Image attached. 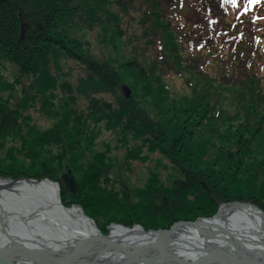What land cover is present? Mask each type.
Instances as JSON below:
<instances>
[{
	"label": "trees",
	"instance_id": "obj_1",
	"mask_svg": "<svg viewBox=\"0 0 264 264\" xmlns=\"http://www.w3.org/2000/svg\"><path fill=\"white\" fill-rule=\"evenodd\" d=\"M0 70V175L56 181L102 233L168 229L229 201L264 211V0L245 12L221 0H0ZM30 107L52 130L38 131ZM101 131L113 157L88 145ZM39 143L58 157L37 158Z\"/></svg>",
	"mask_w": 264,
	"mask_h": 264
},
{
	"label": "bare ground",
	"instance_id": "obj_2",
	"mask_svg": "<svg viewBox=\"0 0 264 264\" xmlns=\"http://www.w3.org/2000/svg\"><path fill=\"white\" fill-rule=\"evenodd\" d=\"M101 135L102 133L99 136ZM95 148L97 147L95 146ZM0 216H2L0 218V245L3 246L7 244L12 246L10 242H5L4 236L10 237V239L12 237L17 238L15 240H19L17 242L20 245L21 243L23 245L26 243L27 245H36L37 243L49 244L73 240L84 235L99 234L101 232L92 223V219L84 213L80 205H63L59 185L56 186L44 179L27 180L18 178L12 182L10 179L0 177ZM260 216L262 215L259 212V207L253 203L238 209L227 205L220 209L218 219L215 221L216 224L205 225L202 229L216 234L208 237L211 239L209 242L215 247H222L226 250V245L229 244L228 238L232 236L234 242L237 243L238 247L243 248L244 252L251 254L255 252L254 257H259L256 252L263 251L262 255H264V225L260 224ZM121 226L123 224L117 222L108 224L110 233L114 237L125 236L128 239H148V236H150L142 232L141 228L143 226L139 223L124 226L128 230ZM215 226L217 229H222L226 236H223L222 232L223 235L216 233ZM158 229L162 228H148L145 230L155 231ZM185 234L188 239L194 237L192 231H185ZM246 245L253 248H248ZM228 250L232 251L233 249ZM100 254L98 252L97 255ZM91 255L93 254H83L84 260L78 258L72 264H88V257ZM21 264L30 263L22 262Z\"/></svg>",
	"mask_w": 264,
	"mask_h": 264
},
{
	"label": "water",
	"instance_id": "obj_3",
	"mask_svg": "<svg viewBox=\"0 0 264 264\" xmlns=\"http://www.w3.org/2000/svg\"><path fill=\"white\" fill-rule=\"evenodd\" d=\"M21 27V36H23L24 26L21 25ZM63 180L66 181L64 177ZM69 187L73 191L71 181ZM248 204L252 203L240 201L221 203L216 213L211 217H197L193 221H177L168 229L153 231L141 228L143 233L150 235L148 239L114 237L108 227L105 234L100 232L73 240L49 244H30L32 246L27 243L20 245L17 242L19 240H15L17 238L10 239V237L4 236L5 242H10L12 246L0 245V264H21L22 262L72 264L78 258L84 260L83 254L88 253L93 254L88 257V264H264L263 251L256 252L259 257H254L255 252L252 254L244 252L245 250L237 246L232 236L231 238L227 237L229 244L226 245V250L222 247H215L209 242L211 239L208 237L216 234L202 229L205 225L216 224L215 221L218 219V213L222 207L230 205L232 208L238 209L246 207ZM259 212L262 215L259 218L260 224L264 225V212L260 208ZM92 223L95 224L93 220ZM121 227L128 230L124 226ZM215 228L216 233H223L222 229H217L216 226ZM185 231H192L193 239H188ZM98 252L101 254L97 255Z\"/></svg>",
	"mask_w": 264,
	"mask_h": 264
},
{
	"label": "rangeland",
	"instance_id": "obj_4",
	"mask_svg": "<svg viewBox=\"0 0 264 264\" xmlns=\"http://www.w3.org/2000/svg\"><path fill=\"white\" fill-rule=\"evenodd\" d=\"M22 25V24H21ZM23 26H24V24H23ZM88 34V33H87ZM24 35H25V28H24ZM24 35L23 36H21V33H20V40L21 39H23L24 38ZM89 35V34H88ZM88 39H91V35H90V38H88ZM8 68V70L6 69V71H4V74L5 75H7V76H10L11 75V73H12V68H10V67H7ZM0 73H3V71L1 72V70H0ZM19 91L17 90L16 91V93H18ZM179 93H181V92H179ZM59 95H62V92H61V89H58L57 91H56V94L53 96V95H48L47 96V99L49 100V101H53V103L56 105V110H59L60 108H59V106H58V104H59V102L61 101V99H59L58 97H59ZM53 97H55L56 99H52ZM47 102V106H49V104H48V101H46ZM61 104H62V102H61ZM36 105L38 106L39 105V103L37 102L36 103ZM82 104H78L77 105V109L78 108H80V107H82L81 106ZM39 108H40V105H39ZM26 114H28L29 115V117H31V122L33 123V124H35L36 125V127L39 129L38 131L41 133V134H44V133H46V131H50V130H52V128H53V124H54V122H53V120L52 119H50L49 117L47 118L45 115H41V113H39V112H37V109L34 107H30V110L26 113ZM56 120V119H55ZM101 132H103L102 133V135L101 136H99L96 140H95V142H94V146L91 144L90 145V143L88 144L89 146H91L90 148H93V147H99V150H101L102 149V151L104 150H107L108 151V149H111L112 150V152H109V153H107L108 155H110V156H114V155H116V152H115V145H114V138H113V135H111L109 132H104V131H101ZM27 141V140H26ZM110 142V143H109ZM16 145L18 144V142H16L15 143ZM13 145V144H12ZM12 145H9V147L7 148V149H11V146ZM19 145H20V143L17 145V146H14V148H13V150H15L16 148H18L19 147ZM40 143H39V149H40ZM75 148V147H74ZM73 148V149H74ZM86 150L87 149H85V148H83V147H76V153L77 154H79V155H82L83 154V156H84V152H86ZM57 151L58 150H56L55 149V146H54V144H52V146H48L47 145V149H40L39 150V154H38V156H37V158H39V155H51V156H55V157H58V153H57ZM84 151V152H83ZM103 151V152H104ZM5 153V152H4ZM3 153V154H4ZM95 154V153H94ZM106 155V154H105ZM104 154H102V156H103V158L105 159L106 157H104L105 156ZM91 158H93V155H92V157ZM99 158H100V156H98V157H95V159H98L99 160ZM67 159L66 158H63V162L65 163V161H66ZM3 163V162H2ZM153 163H154V161L153 160H151L149 163H147V164H145V165H147V166H144V165H141V164H135V168H134V170L135 171H140V173L139 174H137V177L135 178V180H134V183L135 182H139V183H142L143 181H144V168H146V167H149V166H152L153 165ZM5 165H14V164H16V160L14 159L13 161L12 160H10V161H8L7 163H4ZM66 164V163H65ZM67 165V164H66ZM1 167V166H0ZM1 171V170H0ZM69 171H70V168H69V170L67 171V173H69ZM0 177H2V178H7V179H10L12 182L13 181H16L18 178H20V179H27V180H32V178H24V177H21V176H19V177H16V178H14V179H12V178H9V177H6V176H4L3 177V175H0ZM63 177L66 179V181H64L63 180ZM76 177H78V176H76ZM110 177H114V174L113 173H110ZM42 179H44V180H48L49 182H51V183H53L54 185H59L56 181H54V180H51V179H49V178H42ZM72 176L71 177H69V179H68V175H66V174H64L63 176H62V180H63V182H64V184H67L68 182H69V185H70V181L72 182V186H73V181H72ZM36 180V179H35ZM40 180V179H39ZM130 181L132 182L133 181V179H130ZM111 182V183H110ZM112 183H117V181H114V179H111L109 182H107V184L106 183H99V186H101L103 189H106L107 191L109 190V186H111V184ZM101 184V185H100ZM106 184V185H105ZM108 188V189H107ZM118 189V188H117ZM74 190V189H73ZM240 202H243V201H240ZM262 210V209H261ZM263 211V210H262ZM264 212V211H263ZM89 217V216H88ZM92 219V218H91ZM95 223V222H94ZM123 226H126V225H123ZM107 227H108V225L106 226V231H107Z\"/></svg>",
	"mask_w": 264,
	"mask_h": 264
},
{
	"label": "snow or ice",
	"instance_id": "obj_5",
	"mask_svg": "<svg viewBox=\"0 0 264 264\" xmlns=\"http://www.w3.org/2000/svg\"><path fill=\"white\" fill-rule=\"evenodd\" d=\"M233 2L235 3V0H233ZM253 2H254V0H253Z\"/></svg>",
	"mask_w": 264,
	"mask_h": 264
}]
</instances>
